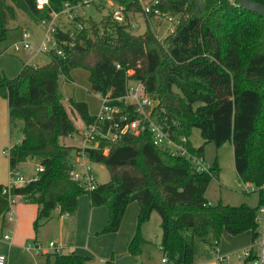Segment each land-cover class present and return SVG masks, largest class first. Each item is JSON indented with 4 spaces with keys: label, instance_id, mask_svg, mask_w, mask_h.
<instances>
[{
    "label": "trees",
    "instance_id": "1",
    "mask_svg": "<svg viewBox=\"0 0 264 264\" xmlns=\"http://www.w3.org/2000/svg\"><path fill=\"white\" fill-rule=\"evenodd\" d=\"M66 1L77 3L50 0V7L41 11L34 0H0V41L18 9L35 18L50 17ZM255 1L264 4V0ZM116 2L125 6L126 22L113 20L111 12L101 22L77 15L71 23H81L82 28L75 30L74 38L61 28L56 33L58 39L73 42L65 45L64 56L50 52L51 59L45 64H24L15 76L0 73V95L8 100L10 126L21 122L22 139L9 147L10 168L29 159L43 167L35 178L13 185L9 192L0 183V217L11 210L10 196L21 198L38 204L37 229L56 208L74 213L79 197L88 194L93 206L109 209L108 221L99 233L117 231L128 204L139 203L136 232L128 246L136 256L145 243L142 225L154 211L161 217L163 255L172 264L196 262L197 237L211 245L213 252L224 232L251 231L255 243L259 235L256 212L264 205V16L237 0H159L154 6L163 15L179 18L173 30L160 38L149 26L154 13L146 14L140 0ZM136 12L144 13L148 23L138 34L131 31L129 20ZM77 67L88 69L92 90L109 92L113 103L125 108L131 119L142 116L117 98L125 93L130 79L140 80L158 102L153 111L156 121L176 142L187 136V147L197 156L204 158L207 142L217 146L231 142L238 179L258 186L259 204L211 202L206 191L219 175L217 161L209 163L207 171H199L190 158L155 144L147 128L114 140L98 137L93 145L62 143L61 137L80 133L59 90L61 75L70 81ZM70 105L86 125L96 118L87 102L71 98ZM193 127L200 128L204 139L199 147L190 141ZM74 155L103 163L110 179L86 189L70 175L77 167ZM256 253L253 245L244 264ZM47 256V264H87L91 260L76 252ZM103 264H112V259Z\"/></svg>",
    "mask_w": 264,
    "mask_h": 264
},
{
    "label": "crops",
    "instance_id": "2",
    "mask_svg": "<svg viewBox=\"0 0 264 264\" xmlns=\"http://www.w3.org/2000/svg\"><path fill=\"white\" fill-rule=\"evenodd\" d=\"M32 17L36 19L34 16ZM60 17L61 15L58 18ZM59 21V25L62 26L60 28L69 29L67 24L71 22L70 19L66 17ZM22 34L23 31L18 40L10 43L8 47L13 53L8 51V48L7 50L0 46V73L15 76L24 64H33L30 56L24 58V55H18V51L13 49V44L22 40ZM33 65L42 64L35 63ZM75 125L80 130L76 122ZM84 125L83 121V127ZM16 127L20 129V124H17ZM12 137L13 128L10 126L8 100L0 95V183L4 185L11 183L9 159L8 157L4 158V150L14 145ZM21 139L22 135H19L18 142ZM68 144L78 146L77 144ZM76 160L80 161V167L83 164H89L88 158L83 155H76ZM37 174L30 176L27 181L35 178ZM38 209L39 206L36 203L19 201L1 218L0 234L7 233L11 236L10 239L0 237V253L7 255V264H47V254L36 253L34 249L28 248V244L33 242L47 244L50 241L59 243L63 247L62 253L76 252L90 256L91 260L87 264H103L110 258L112 264H162V229L157 231L159 225L161 227V217L160 215L156 217L155 211L141 228L142 236L145 239L142 252L136 256L128 250L138 223L140 205L137 201L128 204L121 226L117 231L110 233H99L108 221V207L106 205L93 206L88 194L79 197V205L74 213H61L60 209L56 208L52 216L36 229L34 221ZM253 245L251 231H245L238 235L224 232L217 251L213 252L212 246L205 243L196 254V262L193 264H217L218 255L227 257L223 264H244V259L239 258L238 253L244 249L252 248ZM48 252L53 253L52 250Z\"/></svg>",
    "mask_w": 264,
    "mask_h": 264
},
{
    "label": "built area",
    "instance_id": "3",
    "mask_svg": "<svg viewBox=\"0 0 264 264\" xmlns=\"http://www.w3.org/2000/svg\"><path fill=\"white\" fill-rule=\"evenodd\" d=\"M35 8L37 10H44L50 7V0H34ZM143 5V9L146 14L151 12L154 13L153 17L166 18L170 21L175 22L169 30L172 31L174 26L179 22V18L171 15H163L158 7H155L159 0H140ZM109 4L111 7V15L113 20L123 23L126 22V12L125 6L117 3L113 0H77L76 4H72L70 1L64 3V8L61 11L52 10L50 12V17H40L37 16L36 20L45 27L44 37L42 42L37 46V51H44L47 53L55 52L59 56L65 55V45L73 44L72 41L67 39H58L56 33L59 31L60 27L56 23V20L61 13L72 15L73 8L84 4ZM71 19V18H70ZM73 19H71V22ZM136 22H131L132 27L136 26ZM82 24L77 23L76 29H81ZM65 30V29H64ZM75 30L69 31L70 36L75 37ZM31 33L28 30H24L22 34V40L15 42L13 44V49L15 51L21 48L29 49L31 47ZM131 72V71H130ZM101 100L100 111L96 114V118L89 125L80 131V136L83 139L84 145H93L98 137L114 140L119 138L122 134L127 132H138L142 129H149L153 134L154 143L161 146H168L171 148L172 152L177 155L186 156L190 158L194 166L199 171H207L208 164L204 163V158L197 156L188 149V137L182 136L180 142H176L171 137H169L168 132L160 125L153 114L154 109L157 105V100H154L144 89V85L140 80L130 79L127 82L125 93L117 98L118 101L123 102L125 105L132 106L135 112L141 114V118L131 119L125 108L120 104L113 103L115 100L111 97L110 93L102 94L97 93ZM109 147L105 148V152L109 151ZM6 154L9 153V148L4 150ZM43 167H37V173L42 171ZM20 166L10 168L11 183L4 189L5 192H9L13 185H20L17 180L24 181L20 178ZM71 177L79 181L86 189H94L98 185V181L95 172L89 164H83L81 167H76L70 171ZM12 178L17 180L12 181ZM248 187H251L250 183H247ZM254 188H252L253 190ZM11 202L15 201L14 197H11ZM68 214V213H67ZM256 221L258 223V238L256 239L254 245L259 246V250L256 253L255 258L249 264H264V205H260L256 212ZM0 237L4 239H10V234H0ZM28 248L34 249L36 253L48 254L50 250L53 252H62V246L55 241H50L47 244L33 242L28 244ZM217 251V249H216ZM251 253V248L244 249L238 253L239 258L246 259ZM227 257L225 255L217 256V264H223ZM0 264H7V255L0 253ZM162 264H172L169 262L168 257L163 255Z\"/></svg>",
    "mask_w": 264,
    "mask_h": 264
},
{
    "label": "rangeland",
    "instance_id": "4",
    "mask_svg": "<svg viewBox=\"0 0 264 264\" xmlns=\"http://www.w3.org/2000/svg\"><path fill=\"white\" fill-rule=\"evenodd\" d=\"M115 1L116 0H113V2ZM144 1L146 2L148 0ZM102 5H100L99 3H91L76 6L73 8L72 15H70L69 18V15L61 13V17L56 20V23L59 27H62L61 25H59L60 19H64L66 17L68 19H73L77 15H81L84 18H92L97 22H101L103 18L111 12V6L109 4H105V6ZM129 18L131 22L137 23L136 26H133L131 28V31L133 33H142L147 29L148 23L146 21V15L144 13H131L129 15ZM174 24L175 22L170 21L166 18L161 19L160 17H152L149 21V26L157 33L160 38L166 37L170 32L169 27H172ZM62 25L64 24L62 23ZM67 25L69 27V30H75V26L71 22ZM24 30H28L31 33V47L29 49L21 48L17 52L18 55L22 54L24 55V58H28L30 56L33 64H45L46 62H49L51 59L49 53L36 50L37 46L42 42V39L44 37L45 27L22 9H18L17 18L9 22V30L5 39L0 41V46H3V48L7 49L10 46V43L15 40H18L20 34ZM8 51L12 52L11 49H9ZM71 72L72 80L70 81L66 80L64 75H61L59 80V90L63 95V101L65 102L70 115L74 118L76 124L80 127L79 131H82L85 128L86 124L83 127V119L80 116L79 112L76 109H73L70 105V99L74 98L76 100L86 101L89 105V112L93 115L97 114L100 111L101 100L98 97V94L93 91L90 86V72L88 69L83 67H77L72 69ZM17 123L19 124L21 122L17 121L13 126L12 144H16L18 142L19 135H22L21 130L16 127ZM189 137L192 145H194L195 147H199L204 143V139L201 135V130L198 127L192 128ZM61 142L66 144H77L78 146L84 145L83 139L79 133L69 136H63L61 137ZM204 153L205 164L217 161L220 167L218 177L212 178L206 191V196L211 202L217 203L219 201H222L230 204L247 203L252 206H256L259 204L258 186L255 183H250L251 187H248L247 183L241 182L238 179V175L235 168L234 149L231 142L228 141L222 146H217L213 141L207 142L205 144ZM7 157L8 154L5 153L4 158L6 159ZM73 161L76 166L80 167V161L76 160V155H74ZM88 163L90 166H93L92 170L95 172L98 182L101 183L110 179L109 170L103 163H90L89 161ZM37 166L38 163L36 162V160H27L25 163H23V165L20 166V178H25L26 180L24 179V181H19L15 178H12V181L17 180L20 185L24 184L27 179L30 178V176H34L37 173ZM252 188H254L255 190H252ZM19 201L24 200H22L21 198H17L11 204V209ZM155 215L156 217H159L158 212H155ZM1 218L2 217H0V220ZM160 229L161 227L159 225V230L157 231L159 232ZM204 244L205 243L199 237L196 238L195 247L197 254ZM255 250H259L258 245L255 246Z\"/></svg>",
    "mask_w": 264,
    "mask_h": 264
},
{
    "label": "water",
    "instance_id": "5",
    "mask_svg": "<svg viewBox=\"0 0 264 264\" xmlns=\"http://www.w3.org/2000/svg\"><path fill=\"white\" fill-rule=\"evenodd\" d=\"M247 10L254 11L264 16V4L255 0H237Z\"/></svg>",
    "mask_w": 264,
    "mask_h": 264
}]
</instances>
